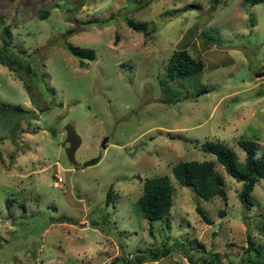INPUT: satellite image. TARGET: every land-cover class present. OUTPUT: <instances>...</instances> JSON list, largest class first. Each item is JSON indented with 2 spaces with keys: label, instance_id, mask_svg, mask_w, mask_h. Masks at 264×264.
<instances>
[{
  "label": "rangeland",
  "instance_id": "374dc122",
  "mask_svg": "<svg viewBox=\"0 0 264 264\" xmlns=\"http://www.w3.org/2000/svg\"><path fill=\"white\" fill-rule=\"evenodd\" d=\"M211 2L0 0V31L9 25V47L30 64L36 101L0 63V102L35 112L17 150L0 130L4 159L14 151L8 170L0 164V264H125L119 256L150 247L166 252L131 264H202L209 252L238 264L247 235L264 253V178L245 209L241 182L217 162L225 204L171 173L178 160L214 159L204 140L224 142L238 161L241 138L256 142L255 155L264 150V2L218 0L210 11ZM127 17L144 21L148 35ZM65 42L93 49L94 58L71 54ZM177 48L199 56L203 69L193 83L177 79L165 90L164 64ZM197 82L208 90L195 95ZM68 122L80 137L76 166L62 144ZM158 174L170 179L171 204L149 232L136 198L143 178Z\"/></svg>",
  "mask_w": 264,
  "mask_h": 264
},
{
  "label": "trees",
  "instance_id": "16d2710c",
  "mask_svg": "<svg viewBox=\"0 0 264 264\" xmlns=\"http://www.w3.org/2000/svg\"><path fill=\"white\" fill-rule=\"evenodd\" d=\"M150 0H142L139 6H143ZM209 5L210 11L214 10L218 0H211ZM250 4L264 2V0H247ZM47 10V9H46ZM48 12L43 11L41 18ZM97 18L91 17L89 22L97 21ZM106 19H99L100 23H104ZM125 23L128 27L141 31L144 35H148L145 30L144 21H136L132 18H125ZM2 42L0 43V63L5 65L9 70L15 72L16 76L23 79V85L27 91L30 100L36 103L34 99V93L32 84H30V76L33 74V70L28 63L24 61L19 55L11 50L8 44V37L11 34L9 25H3L1 27ZM66 49L73 55L79 58H94L93 49L89 47H81L78 45L65 42ZM203 69V61L199 56H192L185 48L173 49L166 59L163 69V76L160 79V84L165 90H169V83L177 85L174 80L188 79L189 83H193L197 80L199 73ZM197 82L195 95L207 91V87ZM187 96V95H185ZM35 115L33 109L23 108L19 104H10L6 102H0V121L1 127L7 128V135L10 134L11 142L14 145V149L17 150L20 147L19 137L25 130L23 121L26 118H31ZM6 136L5 132L0 133V164L4 166V170H8L11 167L13 161L9 158L13 155L14 151H9L7 158L4 159L1 152L6 148L3 139ZM238 144L244 151L243 161L237 160L236 153L220 140H204L200 144V148L212 153L214 159L203 160H178L171 165V173L175 180L180 185L190 186L192 190L201 198L209 199L212 196H219L223 203H226V192L223 186L222 174L215 170V162L219 163L222 168L233 177L236 181L241 182V187L238 193V198L243 206L247 209L250 207L252 201L250 197V191L253 188V184L259 178H264V150L257 156L256 142L252 139L241 138L238 140ZM9 156V157H8ZM171 191L172 185L169 177L166 174H158L143 178L141 182V193L136 198L137 207L142 215L148 222L149 232L151 231V221L166 217L169 212L171 204ZM110 194L107 192L105 201L108 200ZM197 212L201 215L202 219L209 223L208 217L201 210V208L195 206ZM246 251V255L241 256L238 264H264V253L260 252L258 245L254 244L253 239L247 235L246 245L242 251ZM253 250V253H251ZM147 253L140 251L135 253L132 258L121 255L119 258L125 264H131V261L140 263L144 258L150 257L156 259L158 255H164L166 249L160 250L159 248H148ZM216 254L209 252L208 256L200 257L202 264H220L215 258ZM149 259V258H148ZM230 264V263H229Z\"/></svg>",
  "mask_w": 264,
  "mask_h": 264
},
{
  "label": "water",
  "instance_id": "95a60500",
  "mask_svg": "<svg viewBox=\"0 0 264 264\" xmlns=\"http://www.w3.org/2000/svg\"><path fill=\"white\" fill-rule=\"evenodd\" d=\"M63 129H64L65 137L62 144H64L65 142L67 143L65 147V156L72 165L76 166L80 162H78L74 158V151L80 143V137L76 133L73 125H71L69 122L64 125ZM105 142H106V137H103L99 144L100 147H104Z\"/></svg>",
  "mask_w": 264,
  "mask_h": 264
}]
</instances>
